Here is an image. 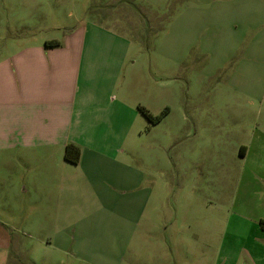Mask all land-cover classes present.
Wrapping results in <instances>:
<instances>
[{
	"label": "rangeland",
	"instance_id": "1",
	"mask_svg": "<svg viewBox=\"0 0 264 264\" xmlns=\"http://www.w3.org/2000/svg\"><path fill=\"white\" fill-rule=\"evenodd\" d=\"M1 1L0 48L15 33L60 42L76 21L104 14L137 41L120 80L137 117L115 161L0 155V234L18 241L9 264H264V45L209 41L200 27L191 34L174 22L177 0H134L145 11L80 0L81 11L49 5L22 18ZM185 3L188 15L195 1ZM187 38L197 51L183 67L162 56ZM142 107L167 115L154 125ZM184 116L198 123L189 135Z\"/></svg>",
	"mask_w": 264,
	"mask_h": 264
},
{
	"label": "crops",
	"instance_id": "2",
	"mask_svg": "<svg viewBox=\"0 0 264 264\" xmlns=\"http://www.w3.org/2000/svg\"><path fill=\"white\" fill-rule=\"evenodd\" d=\"M129 1L144 10L134 0ZM186 1L177 0L174 22L190 28L191 34L200 27L212 34L209 41L233 46L246 42L264 45V0H193L195 6L188 8L191 12L188 15L182 11ZM1 2L4 13L14 12L21 18V14L49 12V5L54 10L61 5L64 9L73 6L75 11L79 5L78 11L82 10L80 0ZM115 4L116 0H105V4L97 7L116 9ZM166 15L169 16H165V26L171 14ZM112 18L104 14L100 19L76 21L77 27L56 49H47L43 41L34 38L25 41L17 33L2 38L6 41L0 48L1 156L16 152L39 159L58 153L61 161L68 163L64 158L66 146L74 144L81 150L80 161L75 166L84 167L86 162L99 165L117 159L121 141L131 134L137 117L125 86L120 85L125 63L137 41L113 31L124 28L126 22L121 18L113 20L112 27L106 23ZM26 26L32 30L36 27L34 23ZM24 27L23 23L17 26L19 30ZM177 41L172 49L174 53L169 55L165 50L162 56L184 66L185 60L197 51L194 47L197 39ZM259 54L264 60V47ZM136 63L131 65L134 67ZM183 122L193 127L188 135L196 131L198 123L194 117L184 116ZM241 154L248 157L249 150L243 146ZM10 238L0 234V264H9L14 257L12 245L18 241Z\"/></svg>",
	"mask_w": 264,
	"mask_h": 264
},
{
	"label": "trees",
	"instance_id": "3",
	"mask_svg": "<svg viewBox=\"0 0 264 264\" xmlns=\"http://www.w3.org/2000/svg\"><path fill=\"white\" fill-rule=\"evenodd\" d=\"M46 48L47 49H55L61 46V43L58 41H51L46 43ZM141 112L145 115V117L149 120L151 124H158L161 122L164 117L167 115V112H163L160 116H153L148 110L145 108H140ZM80 156H81V150L77 145L74 144H69L66 146L65 150V160L68 163L71 164H78L80 161Z\"/></svg>",
	"mask_w": 264,
	"mask_h": 264
}]
</instances>
